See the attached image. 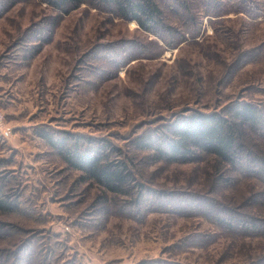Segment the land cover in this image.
I'll return each mask as SVG.
<instances>
[{
    "label": "rangeland",
    "instance_id": "1",
    "mask_svg": "<svg viewBox=\"0 0 264 264\" xmlns=\"http://www.w3.org/2000/svg\"><path fill=\"white\" fill-rule=\"evenodd\" d=\"M172 1L158 4L175 24ZM188 1L194 10L198 0ZM239 1L219 0L197 35L167 47L90 0L66 13L42 0H0V187L17 203L0 211V250L35 247L31 264H241L264 250V238L219 235L188 206L211 196L264 215L261 197L245 204L256 181L216 183L210 158L166 161L140 145L189 109L264 103V0L243 5L254 17L234 11ZM42 132L109 142L141 205L70 167Z\"/></svg>",
    "mask_w": 264,
    "mask_h": 264
},
{
    "label": "trees",
    "instance_id": "2",
    "mask_svg": "<svg viewBox=\"0 0 264 264\" xmlns=\"http://www.w3.org/2000/svg\"><path fill=\"white\" fill-rule=\"evenodd\" d=\"M42 1L48 7L66 13L86 0ZM90 1L107 6L121 19L134 20L140 29L160 38L167 47H175L187 40L189 35H197L201 25V14H217L219 10L217 7L219 0H198L194 10L190 7L188 0H184L185 3L182 0L172 1L179 4V7H171V13L178 14L180 18L173 24V22H167L158 0ZM246 2L247 0H240L238 2L241 4L240 10L234 11H243L254 17L255 14L250 12L256 8L243 6ZM215 7L216 10H213ZM41 135L60 153L70 167L82 171L86 178L93 180L109 192L125 195L122 202L128 206H138V203L141 205V199L144 197L142 192L138 194L128 186L129 173L126 172V166L124 162L113 157V149H110L109 142L106 144L93 142L91 138H84L79 134L72 140H70L71 136L56 137L44 132ZM141 141L142 147H153L157 156L166 161L189 162L208 157L212 161L214 172L216 171V183L231 180H234V183L240 180L241 183L254 180L259 186L257 189H252L245 204L254 203L259 197L264 202L263 102L236 100L218 110L189 109L186 113L177 114L166 128L149 133L148 137ZM151 197L154 201H163L157 194ZM210 198L211 196L204 199L197 198L188 203V206L190 210L196 209L199 215L216 226L219 235L239 237L257 235L264 238V215L239 208L238 204L232 207L228 205L219 207ZM163 202L166 204L165 201ZM173 203L177 206L185 205L179 201ZM13 205H17L15 200L0 187V211L16 209ZM210 232L215 236V230ZM26 250L28 251L20 256V254H13L7 247L2 248L0 264H31L30 258L32 255L36 257L38 250L35 247L32 248L33 251ZM150 262L151 264H176L167 260ZM145 263L143 261L141 264ZM32 264L52 263L50 261L45 263L39 259ZM241 264H264V250L242 260Z\"/></svg>",
    "mask_w": 264,
    "mask_h": 264
},
{
    "label": "built area",
    "instance_id": "3",
    "mask_svg": "<svg viewBox=\"0 0 264 264\" xmlns=\"http://www.w3.org/2000/svg\"><path fill=\"white\" fill-rule=\"evenodd\" d=\"M3 118H4V115H3V113L0 111V123L2 122Z\"/></svg>",
    "mask_w": 264,
    "mask_h": 264
}]
</instances>
